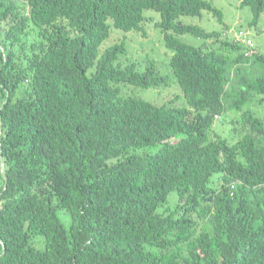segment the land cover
<instances>
[{
  "label": "trees",
  "instance_id": "16d2710c",
  "mask_svg": "<svg viewBox=\"0 0 264 264\" xmlns=\"http://www.w3.org/2000/svg\"><path fill=\"white\" fill-rule=\"evenodd\" d=\"M239 7L255 26L264 0ZM145 11L181 106L121 96L166 80L101 47ZM202 12L224 25L209 0H0V264H264V55L181 21Z\"/></svg>",
  "mask_w": 264,
  "mask_h": 264
},
{
  "label": "rangeland",
  "instance_id": "374dc122",
  "mask_svg": "<svg viewBox=\"0 0 264 264\" xmlns=\"http://www.w3.org/2000/svg\"><path fill=\"white\" fill-rule=\"evenodd\" d=\"M19 3H23L24 0H18ZM211 5L219 9L222 13L223 24L220 25L214 17L206 12H202L200 18L182 17L181 21L186 24H195L207 32L217 31L220 32L221 38L228 40H235V34L238 31H245L248 33V39L251 41V50L247 53L250 54L252 49L256 50L259 54L264 55V13L261 14L255 26H250L249 23L252 20V14L246 7H239L240 0H209ZM144 16L146 18H152L153 20L147 21L143 24L145 35L134 32H123L118 29L112 28L109 33V38L104 41L101 47H107L111 44L124 42L125 53L118 58V62L121 65L134 63L138 71H143L149 62L155 64V70L163 76L166 80V85L157 88L144 89L140 87H132L124 84H118L120 95L123 97L132 96L138 99L153 103V104H168L169 101H174V104L183 105L184 100L181 97L180 91L175 84L169 70L168 61L171 52L164 46V42L159 31L154 27V23L159 21V17L152 11H145ZM226 26L227 29H224ZM182 42L191 46H199L206 41L201 39H195L188 34L178 36ZM211 44L210 42H207ZM239 45L243 49H246L240 42ZM248 50V49H247ZM246 53V54H247ZM259 100V98H258ZM249 108L261 119L264 118V99L262 104L252 103ZM238 118V114H227L223 119L219 118L215 121L213 130L222 138H226L229 142L233 143L237 140L238 135L231 132L233 123L229 121L233 118ZM235 118V119H236ZM137 150V151H136ZM136 154L142 156L150 155L154 152L155 147L149 146L146 148L136 149ZM135 166V164L133 165ZM0 172H2V164L0 160ZM2 186V179L0 177V189ZM171 196V195H170ZM173 197L168 198V204L173 200ZM58 216L65 226H69V215L66 211H59ZM39 240H36L38 242ZM40 246V245H37Z\"/></svg>",
  "mask_w": 264,
  "mask_h": 264
},
{
  "label": "built area",
  "instance_id": "2783aa9c",
  "mask_svg": "<svg viewBox=\"0 0 264 264\" xmlns=\"http://www.w3.org/2000/svg\"><path fill=\"white\" fill-rule=\"evenodd\" d=\"M248 33L245 32V31H238L236 34H235V40L237 42H240L241 44L244 45V47L248 50H251V48L253 46H251V41L248 39ZM248 54V53H247Z\"/></svg>",
  "mask_w": 264,
  "mask_h": 264
}]
</instances>
